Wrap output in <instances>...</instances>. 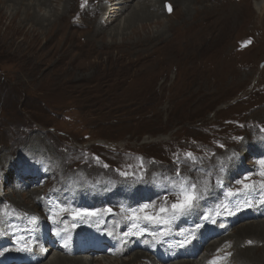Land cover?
<instances>
[{"label":"rangeland","instance_id":"374dc122","mask_svg":"<svg viewBox=\"0 0 264 264\" xmlns=\"http://www.w3.org/2000/svg\"><path fill=\"white\" fill-rule=\"evenodd\" d=\"M68 1L70 8L57 29L49 25L45 37L38 32L32 37L31 29L36 27L22 22L25 5L0 0V195L16 206L12 196L25 182L16 178L13 168L36 155L54 157V170L41 185L24 188L17 200L26 197L36 202L38 197L59 195L65 185L76 191L74 196L94 197L103 205L132 197L150 205L155 195L168 193L175 196L168 197L172 203L179 184L186 182L185 186L197 185L200 199L196 208L175 216L176 221L203 215L200 203L211 189L218 194L223 187L238 185L227 175L231 165L242 159L240 149L249 141L264 139L257 136L264 126V0H194L187 10L177 0L171 11L166 9V18L143 22V27L139 24L140 28L113 38L103 32L93 40L90 32L96 18H87L86 11L99 0ZM54 4L59 9L61 1ZM240 5L242 10L234 9ZM206 22L212 32L191 64L184 60L180 46L184 27ZM164 25L168 29L161 37L166 40L146 39L132 46L141 35H151ZM168 38L177 41L172 52L166 49L172 40ZM112 40L116 44L108 45ZM244 125L248 127L243 129ZM233 148L236 155L230 151ZM188 152L198 158L195 163L184 159ZM6 201L0 200L3 214L26 211L5 208ZM249 222L239 223L231 233ZM238 235L235 231L233 239L221 241L213 251L232 248L233 259L224 264H234ZM257 245L264 247L262 242ZM254 246L240 245L244 250ZM209 255L211 251L205 258ZM47 261L48 257L42 262Z\"/></svg>","mask_w":264,"mask_h":264},{"label":"bare ground","instance_id":"6f19581e","mask_svg":"<svg viewBox=\"0 0 264 264\" xmlns=\"http://www.w3.org/2000/svg\"><path fill=\"white\" fill-rule=\"evenodd\" d=\"M6 1H12L14 4H24L25 8H24V17H23V24H31L32 27H36V29H31L33 30L30 34V36L34 37L35 33H41L44 37L50 32H46V26H49L53 29H55L57 27V25L61 22V20L63 19V15L65 12H67V10L70 8V2L68 0H59L61 1V8L59 6V9L56 8L55 9V4H54V0H4ZM58 1V0H57ZM173 3L169 0H161V4H160V0H99V5L93 7L91 5L90 9H87L88 11H86V17L90 18V15L92 17H95V26L93 28V30L90 32V37L91 39H95L97 38L100 34H103V32L105 33V36H111V38H113L114 36L118 35L119 33L125 32V30L127 29H131L132 31L137 29L136 27L140 28L144 26L143 22H149V21H154V20H160L161 18H163L165 16V18L168 16V12H166V9L168 8L169 5H173L177 0H172ZM175 1V2H174ZM179 1V0H178ZM183 2V4L186 6V10L189 9L191 3H193L192 1L194 0H181ZM212 2H214L213 0H211ZM91 2V1H90ZM97 2V1H96ZM134 2V3H133ZM223 2V1H222ZM238 2V1H237ZM205 3V2H204ZM216 3V2H215ZM232 3V2H231ZM85 4V1H84ZM166 4L167 7L165 6ZM59 5V3H58ZM86 5V4H85ZM95 5V4H94ZM175 5V4H174ZM206 5V4H205ZM209 5V4H208ZM14 6V5H13ZM220 6V5H219ZM233 6V5H232ZM194 7V6H193ZM202 7V6H201ZM244 6L240 5L235 6L234 9H240L242 10ZM17 8V7H16ZM19 8V7H18ZM196 8V7H195ZM205 8V7H204ZM14 9V8H13ZM12 9V10H13ZM58 9V10H57ZM197 9V8H196ZM23 10V9H22ZM86 10V9H85ZM223 10V9H222ZM228 10V9H227ZM262 10V8H261ZM168 11V9H167ZM101 12V13H100ZM196 12V11H195ZM175 13V9L173 11L172 14ZM23 14V13H22ZM84 14V13H83ZM100 14V16L98 15ZM190 14V13H189ZM237 14V12H236ZM98 15V16H97ZM239 16V15H238ZM189 17V16H188ZM193 17V16H192ZM22 18V17H21ZM170 18V17H169ZM190 19V18H189ZM181 22V21H180ZM67 23V22H66ZM65 23V24H66ZM182 23V22H181ZM90 24V23H89ZM157 25V24H156ZM170 26V25H169ZM65 27V25H64ZM168 26L161 29H157L155 31H153V33L150 34H144L141 35L140 40H138L137 42H133L131 43L132 46L134 44H139V43H143L144 40L146 39H156V40H161V39H167V38H163V36L161 37V34L164 32V30H167ZM138 28V29H139ZM148 28V27H147ZM185 28V31L182 33L183 37H182V44L180 45L182 47V52H183V56H184V60H187L188 62H192L195 63L194 57H196L197 53V48L200 47L204 40H206V37L208 36L209 32H212L211 30L213 28H211V23L210 22H206L203 23L202 26L200 25H193V24H189L187 25ZM197 28V31H196ZM211 28V29H210ZM23 30L21 32H24L27 34V31L22 28ZM57 29V28H56ZM84 30V29H83ZM85 31V30H84ZM30 32V31H29ZM87 32V31H86ZM146 32V31H145ZM167 33V32H166ZM83 34V32H82ZM140 34V33H139ZM173 34V33H172ZM164 35V34H162ZM29 36V34H28ZM104 36V35H103ZM169 36V35H168ZM167 36V37H168ZM172 36V35H171ZM211 36V35H210ZM143 37V38H142ZM177 36H174V39H176ZM102 38V37H101ZM119 38V37H118ZM12 39V38H10ZM30 39V38H29ZM143 39V40H141ZM172 38H168V40H171ZM90 41V40H89ZM175 40H171L170 42L167 41V45H166V49L169 52L174 51V47L177 44V41ZM157 42V41H156ZM91 43V41H90ZM149 43V42H148ZM89 44V43H88ZM112 45V44H116L115 42L108 43V45ZM141 44V45H142ZM103 45V44H102ZM82 46V45H81ZM147 46V45H146ZM152 46V45H151ZM209 46V45H208ZM108 47V46H107ZM110 47V46H109ZM172 47V48H171ZM26 48V47H25ZM94 48V47H92ZM96 48V46H95ZM152 48V47H151ZM100 49V48H99ZM106 49V48H105ZM202 49V48H201ZM85 50V49H84ZM83 50V52H84ZM95 50V49H94ZM101 50V49H100ZM104 50V49H102ZM129 50V49H127ZM151 50V49H150ZM179 50V49H178ZM161 51V50H158ZM194 52L193 54L191 52ZM196 51V52H195ZM82 52V53H83ZM108 52V51H107ZM86 54V52H84ZM94 53V52H93ZM178 53V52H177ZM97 54V53H96ZM103 54V53H102ZM162 54V53H161ZM182 54V53H181ZM95 55V54H94ZM144 56V55H143ZM182 56V57H183ZM87 57H89L87 55ZM124 58V57H123ZM176 58V57H175ZM179 59V57H177ZM173 60V58H172ZM123 61V60H122ZM177 61V60H176ZM182 61V60H181ZM179 60V62H181ZM121 62V61H120ZM177 62V63H179ZM136 63V62H135ZM189 63V64H190ZM191 63V64H192ZM33 64V63H32ZM77 65V64H76ZM211 65V64H210ZM79 66V65H78ZM89 66V65H88ZM181 66V65H180ZM193 66V65H191ZM190 66V67H191ZM31 67V66H30ZM29 67V68H30ZM98 67V66H97ZM119 67V65H118ZM76 68V67H75ZM80 68V66H79ZM92 68V67H91ZM113 68V67H112ZM182 68V67H181ZM78 69V68H76ZM81 69V68H80ZM102 69V68H101ZM111 69V68H110ZM114 69V68H113ZM68 70V69H67ZM85 70V69H84ZM68 72V71H67ZM103 72V71H101ZM114 72V71H113ZM112 72V73H113ZM137 72V71H136ZM214 72V71H213ZM74 73V72H73ZM99 73V72H98ZM109 73V72H108ZM140 73V72H139ZM102 74V73H101ZM114 75V74H113ZM64 76V75H63ZM112 76V75H111ZM60 77V76H59ZM105 77V76H102ZM130 77L135 78L136 76L133 75ZM215 77V76H214ZM222 77V76H221ZM146 78H149V76H146ZM119 80V79H118ZM134 82L138 81L137 79H133ZM177 81V80H176ZM179 82H181L179 80ZM197 82H201V81H197ZM221 82V81H220ZM121 83V82H120ZM222 83V82H221ZM45 84V83H44ZM41 84V85H44ZM60 84V83H59ZM139 84V83H138ZM176 84V83H175ZM178 84V83H177ZM193 85L194 82L192 81ZM40 85V84H39ZM136 85V84H135ZM184 85V84H183ZM192 85V86H193ZM200 85V84H199ZM79 86V85H78ZM139 86V85H138ZM147 86V85H146ZM175 86V85H174ZM199 87V86H198ZM138 89V88H137ZM185 89V88H184ZM173 90V89H172ZM179 90V89H177ZM205 90V89H204ZM139 91V90H138ZM137 91V92H138ZM180 91V90H179ZM188 91V90H187ZM71 92V91H70ZM137 92L135 93V91L133 93H135L137 95ZM190 92V91H189ZM36 93V92H35ZM172 93V92H171ZM74 97V96H73ZM170 97V96H169ZM168 97V98H169ZM127 99V98H126ZM133 100V99H132ZM184 100V99H183ZM135 101V99H134ZM175 102V101H174ZM187 102V101H186ZM254 137V136H253ZM224 138V137H223ZM230 140V139H229ZM232 141V140H231ZM251 142L249 141L247 142L245 145L246 147L243 148L242 150L240 149V153L243 154L244 156L247 157V153L245 152V150L251 146ZM231 143V142H229ZM234 144V143H233ZM226 148V147H225ZM229 148V147H228ZM230 149V148H229ZM3 150V149H2ZM234 148L231 149V152H234ZM235 153V152H234ZM218 158V157H217ZM233 159V158H231ZM228 160V159H227ZM225 163V162H224ZM2 169V168H1ZM216 169V168H215ZM220 171V170H219ZM223 174V173H222ZM228 182V181H227ZM216 185V184H215ZM224 185V184H223ZM228 185V184H227ZM203 186V185H202ZM221 187V185H220ZM209 189V188H208ZM25 189L24 188H19L14 194H13V200L12 202L16 205L15 207H13V209H19L18 207H21L23 209H26L25 213H33V212H39V204L35 202V198H33L32 200H28L26 197L22 198V200H17V195H21L23 194V191ZM203 190V189H201ZM38 191V190H37ZM202 192V191H201ZM207 193V192H205ZM204 193V194H205ZM32 195H36V190L35 192L31 193ZM37 197V196H35ZM202 198V197H201ZM122 202L123 204L127 201L126 199L124 200V198H122ZM0 200L2 201H6L7 199H5L2 195H0ZM118 200V198H117ZM8 201H10V199H8ZM94 202H96L95 199H93ZM200 202V201H199ZM28 203L31 204V206H28ZM123 207V206H122ZM196 208V207H195ZM188 215V213H187ZM190 217V216H189ZM235 231H238L239 235L236 237V242H235V258H234V264H264V247L259 248L257 245V242H262L264 243V219L261 220H257V221H250L248 224L246 225H242V227H238ZM235 231L233 233H230V235L226 236L225 238H222L220 240H226V239H233V234L235 233ZM251 241V244H254L256 246L254 247H248L245 248V250L243 248L240 247L241 244H249L248 242ZM231 243V242H230ZM218 243L213 242L212 244H210L207 248V251H211V254L214 253L213 251L216 249ZM253 246V245H252ZM263 246V245H262ZM221 249V248H220ZM232 248L229 247L226 250H224L223 252H216V254H213L214 256L219 255V254H224L227 252L231 253ZM218 250V249H217ZM222 250V249H221ZM257 250V251H256ZM206 251V252H207ZM254 251H256L257 253H253ZM258 252H260L261 254L259 255ZM50 256V257H49ZM49 261L47 262H40L38 264H146L145 262H142L144 260V258L146 257L145 254L143 252H134L132 253V255L129 256V258H123L120 259L119 257L117 258H112V257H103V258H99V259H95V258H91L88 256H66L63 255L61 253H54L51 252L48 256ZM46 257V258H47ZM207 259V258H206ZM229 259V257L227 258ZM231 259V257H230ZM233 259V258H232ZM231 259V260H232ZM230 260V261H231ZM232 262V263H233ZM177 264H206L205 262H200V260H183L180 262H176ZM149 264V263H147ZM156 264V263H154ZM171 264V263H170ZM173 264H175V262H173Z\"/></svg>","mask_w":264,"mask_h":264},{"label":"snow or ice","instance_id":"6c2138e0","mask_svg":"<svg viewBox=\"0 0 264 264\" xmlns=\"http://www.w3.org/2000/svg\"><path fill=\"white\" fill-rule=\"evenodd\" d=\"M168 10L171 11V5L168 6ZM238 139H242V138H238ZM221 147H223V145H221ZM233 155H236V154L233 153ZM176 158L177 160H180L179 154H177ZM96 159L99 160V157H96ZM184 159L190 160L193 163H195L198 160V158L191 152L185 153ZM260 164H261L262 170L260 171L259 176L261 177V179L259 181H256V180H252L250 176L245 177V179L248 180L249 182L245 183L243 180L240 181L239 183L242 184V188L237 189L236 191H229V196H236L241 193L255 191L257 187L264 190V160H261ZM104 166L107 167V165H104ZM141 166H142V158H141ZM122 175L127 176L129 175V173L124 172L122 173ZM179 175L180 173L179 171H177V176ZM185 183L179 184V189H180L179 195L175 198V201L172 202L170 205L167 203V199L165 198L164 203L161 204L158 211L152 214V213L145 212V210L149 208H155V206L145 204L140 209L133 210L132 217L130 218L133 220H146L152 223L166 224L168 223V220L165 218L167 215L170 214L172 216H175L176 214H183V213L190 211L196 206L197 201L200 199V192L198 191L197 185L195 183L188 184L187 186H185ZM206 186H207V181L204 182L205 189H206ZM246 206H251V205L247 204ZM59 211L64 212L67 210L61 208L59 209ZM107 211L111 212L112 210L108 209ZM225 211H228V210L225 209ZM140 213H143V215H140ZM228 214H231V212L229 211ZM97 215H98L97 212H91L87 210H81V211H77L74 213V217H79L81 219L92 217V216H97ZM53 218L55 219V217ZM38 219H39L38 217L32 216L31 222L36 223ZM133 227H136V225L134 224ZM57 235H60V233L58 232ZM109 235H112V233H109ZM125 235L126 236L127 235H143V232H129V233H125ZM248 243L251 244L252 242L249 241ZM217 251L220 252L221 250L218 249ZM231 255L232 254L230 252H227V253H224V255L215 256L213 257L211 261H209V264H224V261H226V259L230 257Z\"/></svg>","mask_w":264,"mask_h":264}]
</instances>
